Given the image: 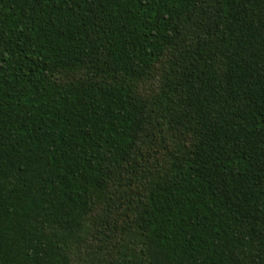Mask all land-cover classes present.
Returning a JSON list of instances; mask_svg holds the SVG:
<instances>
[{
  "label": "trees",
  "instance_id": "obj_1",
  "mask_svg": "<svg viewBox=\"0 0 264 264\" xmlns=\"http://www.w3.org/2000/svg\"><path fill=\"white\" fill-rule=\"evenodd\" d=\"M0 264H264V0H0Z\"/></svg>",
  "mask_w": 264,
  "mask_h": 264
}]
</instances>
